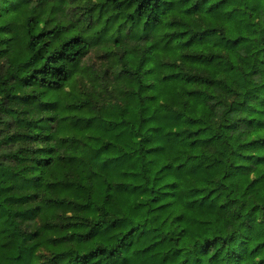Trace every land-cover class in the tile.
Wrapping results in <instances>:
<instances>
[{"label":"trees","instance_id":"16d2710c","mask_svg":"<svg viewBox=\"0 0 264 264\" xmlns=\"http://www.w3.org/2000/svg\"><path fill=\"white\" fill-rule=\"evenodd\" d=\"M0 264H264V0H0Z\"/></svg>","mask_w":264,"mask_h":264},{"label":"rangeland","instance_id":"374dc122","mask_svg":"<svg viewBox=\"0 0 264 264\" xmlns=\"http://www.w3.org/2000/svg\"><path fill=\"white\" fill-rule=\"evenodd\" d=\"M98 55H99L98 53H93V56L91 57L90 61L91 62H96L97 65H101L100 64L101 59L99 58Z\"/></svg>","mask_w":264,"mask_h":264}]
</instances>
